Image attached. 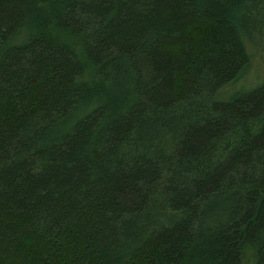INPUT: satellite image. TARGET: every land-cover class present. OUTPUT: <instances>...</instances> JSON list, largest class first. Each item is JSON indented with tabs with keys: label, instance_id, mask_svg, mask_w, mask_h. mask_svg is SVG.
<instances>
[{
	"label": "trees",
	"instance_id": "16d2710c",
	"mask_svg": "<svg viewBox=\"0 0 264 264\" xmlns=\"http://www.w3.org/2000/svg\"><path fill=\"white\" fill-rule=\"evenodd\" d=\"M263 54L264 0H0V264H264Z\"/></svg>",
	"mask_w": 264,
	"mask_h": 264
},
{
	"label": "rangeland",
	"instance_id": "374dc122",
	"mask_svg": "<svg viewBox=\"0 0 264 264\" xmlns=\"http://www.w3.org/2000/svg\"><path fill=\"white\" fill-rule=\"evenodd\" d=\"M253 48L257 49L254 50L255 52L259 53L258 46H254ZM262 58L263 56L262 57L259 56L257 60H252L250 68L248 69L246 75L239 80L238 84L236 85V88H243V87L248 88L256 81L264 78V77H251L255 75L253 73H257L258 76H260V72L262 73V70L264 69V65H262V61H261Z\"/></svg>",
	"mask_w": 264,
	"mask_h": 264
}]
</instances>
